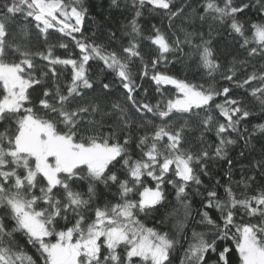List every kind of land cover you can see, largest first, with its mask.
Instances as JSON below:
<instances>
[{"label":"snow or ice","instance_id":"snow-or-ice-1","mask_svg":"<svg viewBox=\"0 0 264 264\" xmlns=\"http://www.w3.org/2000/svg\"><path fill=\"white\" fill-rule=\"evenodd\" d=\"M130 11L121 37L98 42L84 31V0L0 4V264H174L178 251L179 264H232V247L217 244L229 240L237 264H264V152L239 180L231 159L223 183L202 179L238 140L264 134V123L241 131L257 106L264 120V0H131ZM145 11L167 31H145ZM194 19L245 55L221 63L212 40L184 26ZM176 53L199 79L167 70ZM117 85L121 99L111 100ZM168 187L174 232L140 219L164 205ZM193 195L204 230L189 238Z\"/></svg>","mask_w":264,"mask_h":264},{"label":"trees","instance_id":"trees-1","mask_svg":"<svg viewBox=\"0 0 264 264\" xmlns=\"http://www.w3.org/2000/svg\"><path fill=\"white\" fill-rule=\"evenodd\" d=\"M3 0H0V4H2ZM185 2H188L191 4L192 8H196L199 0H185ZM85 5L88 7V13H89V19H87L85 23L84 31L87 35H91L93 32L96 33V39L98 42H106L108 35L111 32H116L117 37L122 36V28L125 24H127L128 19L133 15V13L130 11V5L131 0H118L119 7H113L111 6V0H84ZM182 3V0H176V4L180 5ZM190 11V9L188 10ZM249 15L256 19L255 13H249ZM20 22H23V17H20ZM141 25L147 31L151 24H156L157 26H160L163 30L167 31L168 28V22L167 20H161V17L156 16L154 14L150 15L147 11H145L144 15L141 17L140 20ZM211 23L206 22L204 24H201V22L198 19H194L193 22H190L189 24L184 25L189 31H196V32H203L204 37L206 39L212 40V46L214 47V50L217 52V55L221 61V63L227 64L229 60L232 59L233 56L236 55H245L244 53H237V47L232 44L231 39L227 37L226 32L222 31H213L211 37H209V27L208 24ZM175 24L178 26L181 24V20H177ZM20 23L17 24V30H19ZM178 34L181 36V39L183 38V33L179 32V29H176ZM58 35V34H56ZM171 35V33H169ZM35 39V37H33ZM196 42L199 43V36L196 37ZM40 45H43V37H40L39 40ZM118 43V41H117ZM185 51H189V48L187 45L184 46ZM58 55H64L63 49H57ZM175 57H177L175 63L169 64L167 66V70L177 75L181 78L187 77L188 79H199V76L197 75L198 69L196 65L190 61L186 60L183 56H181L179 53L175 54ZM171 58V57H170ZM94 65V68L92 71L94 73H99L100 68H102V65L100 67H95L97 62H92ZM161 69L163 70V66H161ZM202 71V70H199ZM105 81L112 79V74L107 73L106 76H104ZM219 80V76L217 77ZM221 83H226L224 81H220ZM144 87L149 89V95L148 100L152 103H155L157 99H159L158 94L155 92V86L151 84V81H145ZM123 92V89H120L117 85L116 88L113 89V95L111 97V100H117L121 99V93ZM38 92L33 93V99L35 100ZM142 94V93H141ZM260 112L259 108L257 106L256 114L250 117L249 122L245 123L241 127V131H243L244 128H247L249 130V133H252L253 126L258 123H264V120L260 119ZM262 135L259 132H255L254 135H251L250 142L246 146L244 144L243 140H238L237 145L231 146L228 150L227 157L224 160H216L214 163L210 164V176L204 177L202 176V179L205 182V185L208 186L209 182L215 183L216 180H220L222 183L225 179V174L229 169V166L227 164V160L231 159L232 164V175L234 180H239L242 173L248 171V165L252 162H254L256 159H259L261 156V153L264 152V139H262ZM211 139L214 140V137H211ZM244 152V155L241 156L240 153ZM259 180V176H258ZM151 184V182L149 181ZM154 186V185H153ZM221 195H223V189H220ZM105 193H107V190H105ZM167 199L163 206H158L159 210L153 212L149 216H143L141 215L140 219L142 222L148 226V227H155L158 230L163 231H175V225L177 222V218L174 216L169 215L172 212V207L175 205V197H174V190L168 187L166 189ZM190 199L193 201L192 203V209H193V217L194 219H190L187 221V228L185 229L188 237H191L193 229L196 231H203V226L197 224L195 222L198 217L196 216V212L198 209H201L200 200L201 197L199 196H191ZM210 214H212L214 217L216 213L214 210H210ZM163 221V223H161ZM185 247H187V242L182 241ZM218 247L222 249L225 246L232 247L233 251L230 254V259L232 264H237V257L235 255L234 246L232 245V242L229 241H218L217 242ZM29 253H33L35 250L31 249L30 247L27 249ZM182 255V252H176L173 254V260L174 264H179V257Z\"/></svg>","mask_w":264,"mask_h":264}]
</instances>
